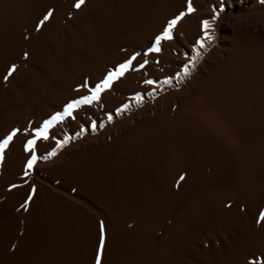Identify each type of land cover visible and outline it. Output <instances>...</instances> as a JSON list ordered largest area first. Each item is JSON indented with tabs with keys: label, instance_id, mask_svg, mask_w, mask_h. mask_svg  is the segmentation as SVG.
Segmentation results:
<instances>
[{
	"label": "bare ground",
	"instance_id": "1",
	"mask_svg": "<svg viewBox=\"0 0 264 264\" xmlns=\"http://www.w3.org/2000/svg\"><path fill=\"white\" fill-rule=\"evenodd\" d=\"M77 2L0 0V141L19 130L0 163V264H97L98 255L100 264H260L264 0H192L195 11L173 40L148 56L167 24L187 13V0ZM204 20L214 39L200 48ZM197 49L201 57L183 77ZM138 53V70L99 103L73 110L77 141L65 117L26 150L45 121L91 94L85 84L101 83ZM50 141L64 152L39 163ZM123 158H134L133 169H120ZM99 172L103 186L92 177ZM148 172V200L158 206L143 217L107 188Z\"/></svg>",
	"mask_w": 264,
	"mask_h": 264
},
{
	"label": "snow or ice",
	"instance_id": "2",
	"mask_svg": "<svg viewBox=\"0 0 264 264\" xmlns=\"http://www.w3.org/2000/svg\"><path fill=\"white\" fill-rule=\"evenodd\" d=\"M85 3H86V0H78V2L74 6L76 9H80ZM194 11L195 9L193 8L192 0H187V13H182L179 17L171 20L167 24L166 28L163 30L162 34L156 37L154 46L149 48L148 51L144 53V55L148 56L153 53L159 54L162 51L161 42L173 40V29L175 28V26L178 24V22L181 19H183L184 15L190 14ZM51 16H52V12H48L43 18V20L40 21V27H42L44 23L51 18ZM202 28L204 32V37L203 39L198 41V44L200 45V48H205L206 42L211 43V41L214 39L213 36L209 35V30L212 29V23L209 20H204L202 22ZM139 55L140 54L138 53L136 55L131 56L125 63L119 66L118 70L114 72H110L101 83L96 84L94 87H90L87 84H85L84 87H86L88 92H90L91 94L86 95L82 97L81 99H78L72 103H69L64 109L63 114H56L52 116L49 120L45 121L42 129L35 132L36 139L28 140L27 145H26V150L32 151L35 148L38 139L42 138L45 141L48 140L49 139V129L52 126H54L56 123L61 122L65 117L72 116L73 110L79 108L81 105H85V104L91 105L94 102L99 103L101 94L107 90H110L112 88L113 83H115L118 79L122 78L125 75V73H127L128 71L138 70V69L133 68V62L137 60V56ZM200 57H201V52L199 51V49H197L196 55L190 58V64L185 65L183 67V77H187L191 75L190 67L194 68L195 64L198 62V58ZM156 62L159 63V61H156ZM147 63L148 61L145 59L143 63L139 65V68L143 69L147 65ZM15 71H16V66L15 65L11 66L6 73V77H11L13 73H15ZM183 77H177V78L182 79ZM171 82L172 81L169 79V80H165L163 83L170 85ZM145 83L148 85H154V86L156 85V81L154 80H146ZM134 99L137 101V103H141L143 97L138 96V97H135ZM74 118L75 117H73V119ZM111 119L112 117L109 116V120ZM91 128L93 132L96 131L97 124L95 121H93ZM18 131L19 130H13L10 134L7 135L6 138L0 141V163L3 162L5 150L9 146L10 142H12L13 138L17 136ZM56 143L60 145L61 141L57 140ZM63 143L67 144L68 139H65ZM55 155H56L55 151H52L49 154V156H55ZM49 156L44 157V159H48ZM36 161H37V156L33 154L27 163V168L31 169ZM183 179L184 177H181V180ZM13 187H16V186L14 185ZM259 221L261 223H264V211H261L259 215ZM102 252H103V240L101 241V244H100V254H102ZM97 264H100L99 255L97 259ZM251 264H256V262L253 261L251 262ZM260 264H264V260H261Z\"/></svg>",
	"mask_w": 264,
	"mask_h": 264
},
{
	"label": "rangeland",
	"instance_id": "3",
	"mask_svg": "<svg viewBox=\"0 0 264 264\" xmlns=\"http://www.w3.org/2000/svg\"><path fill=\"white\" fill-rule=\"evenodd\" d=\"M73 117H75V118L73 119ZM76 117H78V116H76V114L75 115L73 114L72 116L66 117V119H64V120L69 123L68 124L66 122L69 125V128H72L75 131H78L79 126L77 125L78 120H76ZM79 117H80L79 121L84 120V117H81V116H79ZM66 123H64L63 125H67ZM79 133H80L79 131H78V133H76V132H75V134L73 133L72 134L73 136L71 135L70 140L71 141L72 140L77 141L81 135ZM52 151L56 152L55 156H49V154ZM62 152H64L63 147L61 148V147H58L57 145L55 146V143L50 141L49 144H47V147L44 148V151L42 150V152H40L38 154L39 155L38 161H39V163H42V164L49 163L53 159L57 158ZM71 152H74V150H72ZM46 156H49V158L44 159V157H46ZM134 165H135L134 158L132 160H129L128 158H123L122 161L119 162V166H120L121 170L124 169L123 168L124 166H126L127 168H130V169H133ZM31 169H28L27 165H25V166H23L24 171H21L22 169H20L17 176L24 179V178H26V176L28 175L27 173L30 172ZM25 170H27L26 173H25ZM100 171H103V170H100ZM97 176H99V177H97ZM92 177H94L96 180H99L98 182H99L100 186L104 185L105 181L102 177V172H99L98 174H96ZM152 180L153 179H152V173L151 172L144 173L141 175H139L138 173H135L133 176H127L126 179L121 178L120 183L117 185L110 184L109 187L107 188V190H108V192L110 191V193H112L115 196V199L117 201L122 202V204L124 206H127L130 210H132V208L135 207V209L137 211L139 210L138 211L139 215L142 214V216H143V212H144L143 217H147V215H148L147 209L154 207V209L156 210V206H158V204L156 202H153L152 200H148L149 196H150V191H151L150 186H151ZM151 201L154 203L153 206H151L153 204ZM141 204H143V205H141ZM148 205H150V206H148ZM138 208H140V209H138ZM129 214H130V212H129ZM259 255H260V257H262V256H264V253H260Z\"/></svg>",
	"mask_w": 264,
	"mask_h": 264
}]
</instances>
